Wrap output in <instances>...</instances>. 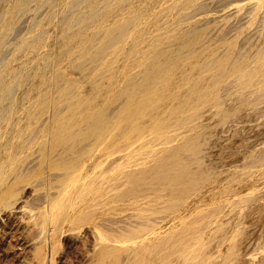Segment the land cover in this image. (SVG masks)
I'll use <instances>...</instances> for the list:
<instances>
[{
    "label": "bare ground",
    "instance_id": "6f19581e",
    "mask_svg": "<svg viewBox=\"0 0 264 264\" xmlns=\"http://www.w3.org/2000/svg\"><path fill=\"white\" fill-rule=\"evenodd\" d=\"M83 124L124 155L65 164ZM107 209L93 262L264 264V0H0V232L55 264L56 224Z\"/></svg>",
    "mask_w": 264,
    "mask_h": 264
},
{
    "label": "rangeland",
    "instance_id": "374dc122",
    "mask_svg": "<svg viewBox=\"0 0 264 264\" xmlns=\"http://www.w3.org/2000/svg\"><path fill=\"white\" fill-rule=\"evenodd\" d=\"M115 80H113V82H114ZM121 90H123V91H121ZM120 91H121V93L122 92H126V90H124V89H121ZM112 91H114V93H112ZM111 91V94L113 95V97H111V102L109 103V104H105V106L107 107V108H105V109H107V111H105V114L107 113V114H109V119H110V117L112 116V117H114V112L118 109V107L120 106V104L125 100H127L128 99V97L127 96H125L124 95V93H119V94H117L118 92H120V91H118V92H115V90L113 89ZM127 94V93H126ZM128 95V94H127ZM126 98V99H125ZM109 100V101H110ZM104 101V100H103ZM124 101V102H125ZM106 114V115H107ZM127 125H129V123L127 124ZM83 127H84V129L86 128V129H88L87 127H85V124H83ZM80 129H78V127L75 129V130H73V132L74 133H72V136H68V138L67 137H64V139L62 140V143H61V141L58 143V144H56V145H58V147L57 146H55L54 147V149H56L55 150V153H56V151L58 152V150L60 149L61 150V154H62V152H63V154L61 155V157L63 156V157H68V158H70L72 155L71 154H76L77 153V161H78V159H80V155L82 156L83 154L82 153H84L85 151H89V150H92V152H95L96 151V153H95V155H99L100 153H102L103 152V154L101 155H99L98 157L99 158H101V157H103V158H101L100 159V163H101V160L103 159L104 161V163L102 164V167H106V166H108V165H110L111 166V164L113 165L114 164V162H116L119 158H120V155L122 156V155H124V153H125V150L123 149L121 152H119L120 151V149L122 148V146L123 145H121L120 144V146H119V144H116L115 143V141H114V143L115 144H113L112 142H110V140H109V137L107 138V140L111 143V144H97V143H94V144H88L89 142H88V140H90V139H92L90 136H92L93 134H90L89 135V137H90V139H88L87 138V134L90 132H88V130H84L83 128H81V127H79ZM185 129V130H184ZM183 130L186 132V134H188L187 133V130L186 129H188V132H189V129H190V127H187V128H184ZM182 130V131H183ZM87 132V133H86ZM185 132H183V133H185ZM263 132V131H262ZM76 133V134H75ZM110 134H112L111 132L109 133V136H111ZM107 135V134H106ZM83 136H84V138H83ZM105 136V135H104ZM94 137V136H93ZM111 138V137H110ZM112 140V139H111ZM200 140V139H199ZM197 141H195V144H197V143H202L203 141H199V142H197ZM207 144H213V141H210V142H206ZM192 144H194L193 142H192ZM105 146V147H104ZM120 147L119 148V151H114L115 149H114V147ZM37 147L39 148V149H41V147L39 146V144H36V146L33 148V149H35L34 151L32 150V152L30 153V158H33V157H31V156H33V154L35 153V155H36V150H37V155L39 156L41 153H39V151L40 150H38L37 149ZM117 147V148H118ZM186 147V146H185ZM200 147V146H199ZM199 147L196 145H194V146H187V148H185V150H184V154L185 155H190L191 157H192V154L194 155V152H196L197 153V151H202V150H199ZM103 148V149H102ZM114 149L113 151L111 150V149ZM101 149H102V151H101ZM202 149V148H201ZM59 150V151H60ZM118 150V149H117ZM41 151H42V149H41ZM40 151V152H41ZM99 151V152H98ZM101 151V152H100ZM186 151V152H185ZM206 151V150H205ZM39 153V154H38ZM47 153V152H46ZM90 153H91V151H90ZM99 153V154H98ZM202 153H204L203 151H202ZM35 155H34V157H35ZM46 155V154H45ZM69 155V156H68ZM104 155V156H103ZM196 156H195V158H193V159H201L202 157L200 156V155H198V153L197 154H195ZM203 155V154H202ZM101 156V157H100ZM184 156V155H183ZM201 158H200V157ZM45 157H47V155L45 156ZM63 157H62V159H63ZM97 157V158H98ZM185 157H187V156H185ZM29 158V159H30ZM68 158H64L63 159V161L65 162V164H68ZM99 158H98V160L97 161H99ZM28 159V160H29ZM61 159V160H62ZM189 159V158H188ZM197 159V160H198ZM60 161V160H59ZM63 161H61L62 163H64ZM67 161V162H66ZM70 162V161H69ZM163 163H164V161H163ZM172 166V165H171ZM103 168V169H104ZM107 168V167H106ZM105 168V169H106ZM56 170H54L53 172H55ZM58 171V170H57ZM56 171V174L57 173H59V172H61V171H59V172H57ZM63 172V171H62ZM61 172V173H62ZM93 174H95V173H93ZM93 174H91L90 176L92 177L93 176ZM160 174H158V176H159ZM37 177V176H36ZM35 177V178H36ZM39 177V176H38ZM37 177V178H38ZM152 176H150L149 177V179L151 178ZM155 177H156V175H155ZM160 177V176H159ZM158 177V178H159ZM31 178V177H30ZM36 178V179H37ZM153 178V177H152ZM151 178V181L154 179H152ZM161 178V177H160ZM32 179V178H31ZM39 179V181H41L40 179H42V178H38ZM146 179V178H145ZM156 179H157V177H156ZM32 180H34V181H32L33 183L35 182V179H32ZM99 179L97 178L96 179V181H98ZM29 181H31L30 179H29ZM38 181V180H37ZM37 181L35 182V184L37 183ZM150 181V180H149ZM150 181V182H151ZM154 181L155 180H153L152 182L154 183ZM31 182V183H32ZM140 182V181H139ZM143 182V181H142ZM145 182H148V177H147V179H146V181ZM149 182V183H150ZM151 182V183H152ZM156 182V181H155ZM29 187V186H28ZM25 190H24V192L22 193L23 195H27L28 197H29V199H30V202H33V204H35V206H36V203H38V200L36 201V202H34L35 200L34 199H36L37 198V196L35 195V194H37V193H39V192H41V191H34L33 190V187L31 186V188L29 187V188H24ZM37 192V193H36ZM34 193V195L36 196H34V195H32ZM26 196V197H27ZM35 198H34V197ZM31 197V198H30ZM31 199L33 200V201H31ZM28 205H31V206H34V205H32V203H30V204H28ZM30 206V207H31ZM127 206V205H126ZM128 207L129 208H131L130 206H127V209H128ZM126 208H125V210L124 211H126L127 210ZM108 210V209H107ZM106 210V211H107ZM129 210V209H128ZM126 211L125 212V214L123 213V211H122V213H123V215L125 216L127 213H128V215H129V212L130 211ZM109 211H111L110 209L107 211V212H105V213H107V214H103L104 216H102V215H98V217H95V218H93L94 220L96 219V218H98V220H97V222H99L100 223V225L96 222V220L95 221H90V218H86V220L85 221H81V222H79V223H77V222H74V223H71V224H64V225H58V224H56L57 226V228H60L61 230L62 229H64V231L62 230V232L63 233H61L62 234V236H60V239H61V248H60V250H59V252L56 254V263L55 264H90L91 262H93V257H92V255H93V252H94V249L96 248V243L98 242V237H100L101 235V231L100 230H103V231H105V232H107L109 235H113V236H116L119 232L116 230V226L115 225H113V227H115L114 229H112V228H110L109 229V227L106 229V228H104L105 226H107V224H108V221L110 220L111 221V219H113L114 218V215L116 216V217H121V214H119V213H111V212H109ZM134 211V210H133ZM39 212L38 210H35V214L37 215V213ZM114 212V211H113ZM115 212H116V210H115ZM117 212H119V211H117ZM40 213V212H39ZM102 213H104V212H102ZM109 213V214H108ZM111 213V214H110ZM132 214L133 213H135V212H131ZM19 215H21L20 213H19ZM119 215V216H118ZM122 215V216H123ZM131 215V214H130ZM101 216V217H100ZM108 218V219H107ZM13 219V221H14V223H16V224H14V226L13 227H15V229H17L18 231H17V236H16V238L17 237H19V239H17V240H13L11 237H8V235H6V234H3L2 232H0V264H36L34 261H35V259L33 258V254H34V248H35V246L36 245H33L34 243L36 244L37 243V241H36V239L35 240H33V239H31V236L33 237H35V234H36V230L33 228L32 229V227H30V228H28L27 229V225H25V221H23V222H20V218L18 217V218H12ZM19 219V220H18ZM107 219V220H106ZM88 220V221H87ZM104 220H106V221H104ZM20 222V223H19ZM106 223V224H104V223ZM22 223H24V224H22ZM17 224H18V226H17ZM81 224V225H80ZM102 225L104 226V227H102ZM20 226H21V228H20ZM23 226V227H22ZM25 226V227H24ZM78 226H81V229H80V227H79V229L80 230H78L77 229V227ZM97 227L98 229H96V228H94V227ZM26 228V229H25ZM65 229H67V230H65ZM25 230V231H24ZM34 232H33V231ZM98 230V231H97ZM20 231V232H19ZM97 232V233H96ZM21 233H22V235H21ZM32 233H34V234H32ZM97 234H98V237H97ZM5 235V236H4ZM22 236V237H21ZM15 238V239H16ZM21 238V239H20ZM21 240V241H20ZM14 241V242H13ZM29 241V242H28ZM20 242V243H19ZM85 242V243H84ZM85 244V245H84ZM86 244H87V246H86ZM33 246H34V248H33ZM88 247H89V249L90 250H88ZM78 248V249H77ZM87 248V249H86ZM85 254V255H83V253ZM81 255H83V257L81 256ZM120 255H122V256H124V255H126V252H122ZM86 257H87V259H86ZM33 261V262H32ZM87 261V262H86ZM97 261H95V262H93V263H95V264H102L101 262H97Z\"/></svg>",
    "mask_w": 264,
    "mask_h": 264
}]
</instances>
